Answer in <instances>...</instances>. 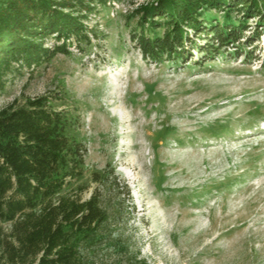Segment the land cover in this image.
Returning a JSON list of instances; mask_svg holds the SVG:
<instances>
[{
	"label": "rangeland",
	"instance_id": "1",
	"mask_svg": "<svg viewBox=\"0 0 264 264\" xmlns=\"http://www.w3.org/2000/svg\"><path fill=\"white\" fill-rule=\"evenodd\" d=\"M146 2L92 17L99 39L87 55L71 48L10 76L0 109L47 96L75 119L88 170H114L128 186L130 198L101 188L112 244L87 264H264V36L248 59H210L192 47L206 39L190 35L183 61L156 64L131 37L132 10ZM84 183L88 199L97 186Z\"/></svg>",
	"mask_w": 264,
	"mask_h": 264
},
{
	"label": "trees",
	"instance_id": "2",
	"mask_svg": "<svg viewBox=\"0 0 264 264\" xmlns=\"http://www.w3.org/2000/svg\"><path fill=\"white\" fill-rule=\"evenodd\" d=\"M138 1L0 0V94L8 78L24 69L72 56L71 48L87 55L99 39L88 24L92 17ZM131 14L138 19L132 41L156 64L183 61L190 35L206 39L192 47L210 59H248L253 52L247 49L264 36V0H148ZM250 20L256 21L253 32ZM50 39L54 44L47 46ZM50 102L43 96L0 109V222L11 225L0 226V264H87L98 247L112 244L105 235L111 215L101 188L110 182L130 198L114 170H88L75 119ZM88 176L97 187L84 199Z\"/></svg>",
	"mask_w": 264,
	"mask_h": 264
}]
</instances>
